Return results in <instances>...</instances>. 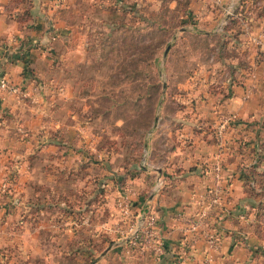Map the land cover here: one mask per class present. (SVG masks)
<instances>
[{"label":"rangeland","instance_id":"obj_1","mask_svg":"<svg viewBox=\"0 0 264 264\" xmlns=\"http://www.w3.org/2000/svg\"><path fill=\"white\" fill-rule=\"evenodd\" d=\"M41 1L9 0L7 7L39 6ZM67 1L77 32L62 36L67 45L62 53L47 42L44 52L52 71L40 80V91L47 94L60 88L63 94L54 99L51 117H45L46 122L60 126L45 133L54 146H47L40 161V170L56 172L57 182L37 181L41 193L46 194L39 208L35 205L38 201H26L30 221L38 212L46 220L38 234L45 253L60 256L61 264H93L105 246L113 245L119 237L114 225L108 236L96 226L110 220L119 227L114 218L125 221L124 211L130 205L124 208L120 204L127 203L126 184L133 178L145 183L134 211L142 210L158 169L182 170L172 166L180 159L179 152L193 155L202 139L214 136L212 118L222 99L226 103L237 89L245 90L246 96L253 93L257 100L252 140L245 151L248 161L252 160L250 167H254L247 187L255 204V235L264 242V0ZM182 21L191 32L172 29L175 35L170 39L162 33L159 37L166 36L162 40H169L172 49L161 46L152 52L150 44L159 40V26L177 28ZM195 29L212 35L205 37ZM142 41L147 45L143 62L135 56ZM154 57L161 68L160 80L156 75L155 80L162 83L165 98H161L153 128L148 130L156 102L150 88L154 82L150 76L156 69ZM130 59L146 71L147 78L135 81L134 76H124L121 64ZM245 70H250L249 77L241 83ZM50 76L55 78L51 77L52 82ZM233 79L236 85L231 83ZM219 114L223 122L224 114L231 113ZM248 148H257L258 156ZM219 171L217 164L215 172ZM54 187L65 193L58 206L50 194ZM85 220L91 226L85 225L88 232H83L82 236H87L79 241L82 244L57 242L59 229L65 227L60 223L68 222V228ZM127 232L133 235V227Z\"/></svg>","mask_w":264,"mask_h":264},{"label":"crops","instance_id":"obj_2","mask_svg":"<svg viewBox=\"0 0 264 264\" xmlns=\"http://www.w3.org/2000/svg\"><path fill=\"white\" fill-rule=\"evenodd\" d=\"M37 3L32 20L21 25L13 17L19 7L9 8V0H0V77H6L21 89L16 95L0 94V259L3 264H61L60 256L47 255L43 250L38 234L45 228L46 220L38 212L37 218L30 221L26 212L30 206H26V201H38L35 205L39 208L46 194L41 193L37 181L56 184L57 179L56 172L40 170L45 149L52 145L45 133L60 126L46 122L45 117H51L54 99L63 97L60 88L47 94L40 91V80L52 71L44 47L48 42L55 51L64 52L67 45L62 36L77 30L69 16L73 10L70 2L43 0L39 6ZM51 77L47 78L52 82L55 78ZM245 92L237 89L226 103L222 99L212 118L214 136L202 139L193 155L179 152L180 159L172 166L182 170L158 169L152 186L149 185L151 196L143 210L134 211L142 200L139 194L145 183L133 178L126 184L127 203L120 204L124 208L130 205L124 211L127 216L122 214L125 221L121 223L114 218L119 227L110 220L96 226L108 236L114 225L119 237L113 245L105 246L93 264H264V242L255 235V204L248 187L243 185V176L252 160L248 161L247 148L240 145L243 139L252 140L253 106L257 102L253 93L246 96ZM220 112L235 115L237 121L226 126V132L219 138ZM158 180L162 183L159 186ZM53 190L50 194L58 206L65 193L61 188ZM218 193L220 199L213 203L212 197ZM141 212L155 218L149 235L142 240L127 232L131 227L135 229V220ZM87 222L75 221L68 228V222L60 223L59 226L65 227H60L57 242L82 244L79 241L87 236L82 234L91 226ZM210 236L214 242L209 240ZM260 248L263 250L258 251Z\"/></svg>","mask_w":264,"mask_h":264},{"label":"trees","instance_id":"obj_3","mask_svg":"<svg viewBox=\"0 0 264 264\" xmlns=\"http://www.w3.org/2000/svg\"><path fill=\"white\" fill-rule=\"evenodd\" d=\"M24 1L26 2V0H21V2ZM30 2V1H29ZM31 4V3H30ZM23 5L19 6V12L15 13L13 15L14 18H16L19 22V24H24V23H27L29 21L32 20V17H33V7L34 5L31 7V5L28 6V4H26V7H23ZM159 19H161L159 17ZM165 21V20H164ZM164 23V22H163ZM182 23V24H181ZM178 26L177 28L172 27V26H167L165 27V25H161L159 26V28L161 29L159 32H158V36L157 38L162 35V33L164 35H168V38L170 39L171 37H173L175 35L174 32H171L172 29H178L179 31H181L183 34L186 33V32H191L189 31L185 25V23L182 21ZM195 32L197 34H200V35H203L205 37H208V36H211V32H208V31H200V30H196L195 29ZM162 36V37H159V40L156 41V42H153L150 44V46L152 45V52L154 51L155 52V48L159 49L161 46L164 47V49H167L169 47V51L172 49V46H169V40H162L164 37L166 36ZM145 42H140V44L138 45V52L136 53V58L138 59V61H144V53H145V50H146V47L147 45L144 44ZM224 46V44L222 43V47ZM226 48L223 47V50H225ZM153 62L155 63L156 65V69H155V72H154V76H150L151 79L154 81L151 83L150 85V88L153 89V91L155 92V95H156V102H155V106H152L151 108V112H152V116L150 118V121L148 122V125H146V129L150 130L151 128H153V122H154V119H155V112L157 111L158 107L160 106V100L161 98L163 97V101H164V98H165V95H162V90H163V85L161 82H157V80H155V75L156 77L159 79L160 77V73H161V68L159 67V60L157 57H154L153 59ZM121 67H122V72L124 74V76L127 78V79H131V77L134 76V80L135 81H139L141 77H145L147 78V75H145L146 71L141 70L140 67H139V64L138 63H133V59H130L129 62H127L126 64H121ZM244 72V77H241L243 79V81L241 83H244L247 78L249 77V73H250V70H245L243 71ZM160 80V79H159ZM236 80H232L231 83L233 85H236ZM167 84H166V89H167ZM165 89V91H166ZM166 94V93H165ZM206 97V96H205ZM201 98V97H200ZM199 98V100H200ZM198 100V101H199ZM162 101V102H163ZM201 103V101H199ZM222 102H220L221 104ZM143 121H138V125H143ZM180 127H183V125L181 124ZM194 137V136H193ZM243 144H241L240 146H244L245 148L249 147L248 146V143L250 141V138L248 139H243ZM257 149V148H256ZM256 149H253V148H248L249 150V153L250 152H253L252 155H255V156H258L257 154V151ZM251 169L249 170V172L247 171L244 176H243V185H245L247 187L250 186V173H254V167L251 166L250 167ZM249 173V174H248ZM57 182V181H56ZM105 183V182H104ZM80 211H82L81 209H79ZM143 210V209H142ZM4 263V262H3Z\"/></svg>","mask_w":264,"mask_h":264},{"label":"built area","instance_id":"obj_4","mask_svg":"<svg viewBox=\"0 0 264 264\" xmlns=\"http://www.w3.org/2000/svg\"><path fill=\"white\" fill-rule=\"evenodd\" d=\"M20 87L13 84L11 81H9L6 77L1 76L0 77V94H7V95H16L20 93ZM226 115V116H225ZM237 121L236 116L233 114H224L223 116V122L221 123V128L218 129V137L220 138L226 128V126L230 124H235ZM161 183H158V186ZM221 193H218L217 196L212 197V202L217 203L220 199ZM147 214L144 212H141L139 216H137V219L135 220V229L133 230V237L138 239L145 238V236H148L150 231L149 228L154 224V217H146ZM211 242H214V238L210 236L209 239Z\"/></svg>","mask_w":264,"mask_h":264},{"label":"water","instance_id":"obj_5","mask_svg":"<svg viewBox=\"0 0 264 264\" xmlns=\"http://www.w3.org/2000/svg\"><path fill=\"white\" fill-rule=\"evenodd\" d=\"M166 53V52H165Z\"/></svg>","mask_w":264,"mask_h":264}]
</instances>
